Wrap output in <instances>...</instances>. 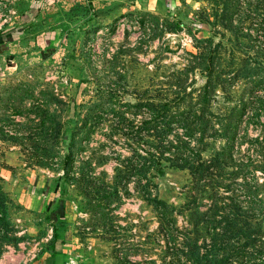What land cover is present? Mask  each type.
Returning a JSON list of instances; mask_svg holds the SVG:
<instances>
[{
  "label": "rangeland",
  "instance_id": "1",
  "mask_svg": "<svg viewBox=\"0 0 264 264\" xmlns=\"http://www.w3.org/2000/svg\"><path fill=\"white\" fill-rule=\"evenodd\" d=\"M0 264H264V0H0Z\"/></svg>",
  "mask_w": 264,
  "mask_h": 264
}]
</instances>
